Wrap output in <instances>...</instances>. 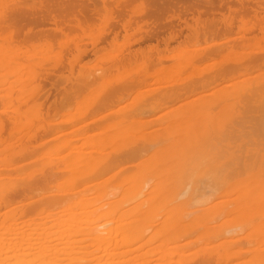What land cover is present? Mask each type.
<instances>
[{"label": "bare ground", "instance_id": "6f19581e", "mask_svg": "<svg viewBox=\"0 0 264 264\" xmlns=\"http://www.w3.org/2000/svg\"><path fill=\"white\" fill-rule=\"evenodd\" d=\"M36 1L37 9L28 14L14 8L12 4H15V1L11 3L12 8H9V13L2 12L0 14V29L7 28L9 36H12L15 30L19 31V27L25 24L26 27L22 31L21 38H26L37 33L46 34L45 30L41 28L32 29L30 24L51 22L54 26L50 30L63 34L64 28L72 26L82 28L83 22L94 17L91 12H88L91 13L90 15L82 12L85 9L96 13L95 5L93 4L94 6L91 8L84 0L79 2L67 0V5L61 0ZM100 1L103 3L105 0ZM237 1L240 6L233 10L239 11L240 30L256 28L264 37V11L261 9V12L257 11L258 8H262L260 4L253 8V6L244 4V1L249 2L250 0ZM222 2L200 0L199 4H195L197 2L168 1L167 6L176 11L177 22L169 21L170 31H168V35L162 37V43L167 44L169 40L179 36L183 27L177 29L176 26L180 25V21L184 24L183 26L189 27L190 36L195 38L194 41H197L199 37L206 40L221 32L222 26H215L213 21L209 26L205 25L202 20V22L200 21L199 14L207 10L213 12L222 5ZM122 4L117 2L114 5L112 3L118 9L123 7H121ZM152 4L147 10L148 14L159 15L158 8L156 9ZM227 8V11L231 10L228 5ZM246 11H252L253 15L249 26H244L247 18H244L245 16L242 14ZM187 12L191 14L193 20L191 25L187 22L186 16H180ZM220 17L224 20V27L230 25L231 16L221 15ZM155 22H152L150 29L138 36L141 41L154 38L156 42L151 44V47L157 45L160 36L161 25L154 24ZM127 23H122L123 30L126 29ZM73 31L75 32V30ZM116 33L117 31L113 30L110 37H115ZM75 35L73 34V36ZM124 35L126 34L124 33ZM243 37V33H240L229 37V39L242 41ZM14 38L12 37V39ZM95 38L97 37L93 38L92 43L97 40ZM223 39L217 42H212L209 39L211 41L209 43L204 41L205 44L198 46L200 48L198 55L203 56L212 52L210 45L224 43L227 40ZM43 40L48 44V39ZM56 40L58 41L59 38ZM65 40L63 41L65 42ZM37 41L39 40L37 39ZM197 45L189 47L197 48ZM189 47L187 48L190 49ZM184 48L186 49V47ZM236 48L238 49V47ZM79 49L77 47L71 57H68L64 62L65 64L61 60L54 61L53 59V62L47 66L39 65L37 69L36 67L32 68V74L28 72L31 79L35 81L22 99L16 97L18 103L28 97L33 100L29 112L23 114L25 117L28 115L26 117L29 122L27 129L18 131L16 128V122L21 115L18 105L14 102L11 108V112L14 113L6 114L5 119L0 118V132L6 129V136L14 138L12 141H7L6 136L0 134V153H5L0 156V213H4V215H0V264H264V74L245 76L247 79L241 76L242 80L239 82L223 83L215 86L212 91H204L197 96L194 95L193 98L190 96L191 100L186 99L187 101L181 106L178 105L180 104L178 102L179 107L176 108L175 105L176 109L174 110L172 108L151 117L144 116L145 111H151L154 107L171 101L180 94L193 92L192 90L197 88H206L207 84L217 82L220 80V76H223L221 75L223 71L248 73L250 70H258L261 65H264V51L260 54L236 57L233 62L231 60V63L219 66L216 70L200 75L198 78H188L186 81L172 79V82L166 83L167 85L163 83L157 86L158 81L155 88L144 93H150L148 96L139 95L131 101L129 106L120 104L115 108L113 114L117 117L116 125L107 133V128L109 129L113 123H106L107 127L101 129L103 136L100 137L102 138L93 141V143L92 140L90 141L91 138L87 139V135V137L81 136L80 133H83L85 125L88 122H94L97 116L93 117L92 114L90 120L82 121L84 112L82 113L78 107L75 110H80L78 111L80 113H75V115L77 114L75 117L73 114L71 116L75 121L80 120L79 124L62 131L56 125L59 119L56 121L54 118L57 116L54 115V110L65 100L73 98L75 92L83 85H87L97 77L100 78L105 71H109L112 67L122 64L125 57L129 59L130 53L121 54L122 56L115 55L109 60V65L102 68L99 73H95L83 68L88 63H83L85 66L73 68V64L79 57L88 53L85 49ZM195 50L198 51V49ZM6 51L3 44L0 43V89L9 91L19 85L18 88L22 90L24 82L16 81L18 79L15 77L17 76L15 74H18L16 72L17 63L14 61L15 56L13 55V58L12 55H9L11 53L8 54ZM155 51L158 53V49ZM59 52L58 50V54ZM48 54L50 55V52ZM143 54H146L148 62L150 53L146 51ZM154 55H156L155 59L150 57L152 62L162 58L156 53ZM187 60L184 59L183 64ZM28 65L30 64L28 63ZM57 67L60 68L53 73V69ZM25 70L27 71V69ZM26 71L21 70L22 73ZM240 72L239 74H241ZM143 75L103 82L104 86L101 92L104 91L105 94L101 97L96 96L90 101V112L92 113L98 106L108 103L107 98L116 91L126 92L136 84L143 82ZM13 76L15 78H12ZM26 76L25 74L24 78ZM3 95L0 93L2 104L12 102L9 92L3 93ZM74 100H78V102L75 101L78 105L81 102L80 98ZM7 110L9 109L7 108ZM7 110L0 108V111L6 112ZM68 110L66 111L68 112ZM69 112L68 114H71ZM52 114L55 121H51ZM60 114H62L61 110ZM67 119H69L68 116ZM64 120L62 119V121ZM152 123L157 124L151 127L149 124ZM62 133L72 135H68L60 144L68 152L66 156L60 153L63 158V165L60 169L68 171V180L64 190L58 191L59 185L57 186V184L60 183H57L58 190L54 191L55 193L53 191V193L50 192L51 194L43 192L46 189L45 186L49 184V180L55 176V170L60 171L57 165L52 166L56 169L53 170L51 167L37 176L31 174L30 177L14 178V180L7 175V172L21 168L29 163V160L31 162V158L27 159L29 155L40 149L49 138L57 137ZM89 134L91 133L88 132ZM243 135L252 137V141L247 142L249 140L245 141L244 137L240 139V136ZM83 136L86 137L84 140L73 142V139L83 138ZM110 142H114V144L112 145ZM106 144L110 145V149L102 150ZM81 145H88L91 149L80 150ZM146 149L150 150V154L145 157L146 159L140 157L137 162L135 161L136 163L134 162L137 169L132 175L121 176L118 181L116 180L117 182L112 183L111 177L115 174H111V172L102 177V182L97 181L106 170H110L123 161L141 156ZM196 155L200 156V159L191 158ZM196 161L200 164L210 163L225 173L232 175L243 173V175L235 181L231 180V183L227 182L229 184L221 188L222 192L219 195L223 197L220 196L221 198L216 199L214 206L200 205L199 208L188 209L183 205L184 203L179 202L182 201L179 198L183 192L176 193L179 200L177 201L173 186L177 175L184 170L186 164L189 163L193 166ZM131 163L133 164V162ZM122 168L124 167L117 169ZM223 178L225 179L227 176ZM45 203L52 207L44 206ZM1 207L5 208L1 211ZM53 207H55L54 210H51ZM23 215L27 217L18 219ZM203 241L210 245L194 250L193 253L189 251L192 254H188V256L187 252L186 256L179 252V248L182 246Z\"/></svg>", "mask_w": 264, "mask_h": 264}, {"label": "rangeland", "instance_id": "374dc122", "mask_svg": "<svg viewBox=\"0 0 264 264\" xmlns=\"http://www.w3.org/2000/svg\"><path fill=\"white\" fill-rule=\"evenodd\" d=\"M14 1L16 3L12 4L13 7L17 8V10L22 12V13L28 14V13L34 12L37 9V6H36L37 1L36 0H34V1L33 0H2V1H0L1 2L0 3L1 4L0 5V10H1L0 14L2 12L4 14L5 13L8 14L10 11L9 8H12L11 3H13ZM30 1L32 2V4H35V5H32ZM79 1L80 0H77V2H79ZM84 1H87V3L89 4V6L91 8L95 5V8H96L95 12L96 13L94 14V11H89L87 9H85L86 12H85V10L82 11L88 15H90L91 13L94 15V17L90 18V20L88 19L86 21L87 23L83 22L82 25L84 27L82 26V28H78V27L76 28V26L75 27L72 26L71 27L72 30H71V28H64V33L60 34V33L52 32L50 30L54 26L53 23H51V22H46L44 24H33L32 23V24H30V25H32L31 26L32 29L37 30V29L41 28L42 30H45L44 33H46V34L37 33L35 35L29 36L26 38H21L22 31L26 27L25 24L23 26L19 27V31H18V29L15 30L13 33L14 35L12 34V36H9V31L7 32V30H8L7 28H5V29L1 28L0 29V36H2V37H0V43L3 44V46L7 50L6 53H8V54L11 53L9 55L15 56V58H14V56H13V58H14V61H16V63H17V64L15 63V64H16V72H18V74L17 73L15 74L17 76L14 75L18 79L16 81H23L24 82V83H22V84H24L22 87V90H20L18 88L19 85L13 87L12 90H9V91H7V90L4 91V89H0V93H2V95H3V93L9 92L10 93L9 97L12 100V102L8 103V104H2L0 101V108H5L6 110H7V108L9 109L6 112H4L5 110L0 111V118L6 117V114L14 113V112H11V108L14 105L13 102L15 104H17L18 105V111L20 112V115H21L20 119H18V121L16 122V128L18 131L23 130V129L25 130L28 128L27 126H29V122L27 121L28 119L26 118V117H28V115L25 117L23 114H25V113L27 114L29 112L28 110L30 109V104H32L33 100H32V98L28 97L29 99L27 98L26 100L18 103L16 97L19 99H22L23 95L25 93L29 92L30 89H28V88L29 87L31 88V86L33 85L35 80L33 81V79H31V75H30V74H32V71H33L32 68L34 69L36 67V69H37V67H39V65L47 66V65H49V63L53 62L52 61L53 59H54V61L61 60L64 63L68 57H71V54H73V52H75L77 47H78V49L80 47L79 50L85 49L88 53L84 56H80L79 59L73 64V68L75 69V68H78L80 66H85L84 64L88 63L83 68L84 69L87 68L90 71H93L95 73H99L102 68L109 65L110 64L109 60L112 59L115 55L120 56L121 54L125 55V54L130 53L129 59H127V57H125L122 64H118L116 67H112L109 71H105V73L100 78L97 77V78H95V80L93 79L92 81H90L87 85H83V87H81L80 89H78V91L75 92V96L73 98H71V99L69 98V99L65 100L62 104H60L56 107V109L54 110L55 114L54 113L53 114L57 115V116H54L52 114V116L50 117L51 121L52 120L55 121V119L57 121L59 119L58 122L56 123V125H58L57 126L58 129L64 131V130H68L69 128L75 127L76 124H79L80 120L75 121L74 117L78 113H80V112H78L80 110H82V113L84 112V115L81 119L82 121L90 120L92 114L94 115L93 117L97 116V119H95L94 122H88L87 125H85L84 130H82L83 133H80L81 136L87 135L88 136V137L86 136L87 139L91 138L90 141L92 140V142L98 141L102 138V137H100V136H103V135H101V133H103V132H101V129L107 127L108 123H113V124L109 129L107 128V130H108L107 133H109L111 128H113L116 125L117 117L115 114H113V111L115 112V110H114L115 108H117L120 104H125V105L129 106L131 101L135 97H138L139 95L145 96V97L148 96L150 93L149 94H144V93H147L151 89L155 88L158 81H159V83L157 84V86L159 84H163V83L168 84V82H172V79L173 80L176 79L178 81H180V80L186 81L188 78H190V79L191 78H198L200 75H205V73H209L211 71L216 70V68L219 66L225 65L227 63H231V60L233 62V59L236 57H239L242 55H247V54H253V55L254 54H260L264 51V37L258 30H256V28H252V29H249L246 31L240 30V21H239L240 15L238 14L239 11L233 10L234 8L237 9V7L240 6L237 0H212L214 3H218L220 1H223V2H222V5L220 7H218L217 9L214 10L215 12L213 11L214 13L207 10V11L201 12V14H199L200 21L202 20L205 25L209 26L211 21H213L215 23V26L216 25L222 26L223 30L221 32L213 35L211 38H207L206 40H202V38L199 37V38H197V41H194L195 38L190 36L191 30L189 29V27H187L186 25L183 26L184 24L182 23V21H180L179 22L180 25L176 26L177 29H178V27L179 28L181 26L183 27L181 29V32H179V36L173 40H169L167 42V44L162 43V37L168 35V31H170L168 28V23H169V21L173 22V23L177 22V20L175 18L176 11L173 10L172 8H170L169 6H167L168 1H171V0H115V1L114 0H105L103 3L100 0H84ZM181 1H187V2H191V3L197 2L195 4H199V2H200V0H194V2H193V0H181ZM251 1H253V2H251ZM61 2H63L65 5H67V0H61ZM75 2H76V0H75ZM117 2L123 3L121 5V7L123 6L121 9H118L117 7L114 6L115 3H117ZM132 2H134V3L132 4ZM244 2H245L244 3L245 5L253 6V8L256 6L258 7L260 4V7H262V8H258L259 10H257V11L261 12L260 9L264 11V0H255V1L250 0L249 2L248 1H244ZM112 3L114 5H112ZM152 3L154 4V7H156V9L158 8L157 11H158L159 15H149L148 14L147 10L149 9V7L151 6ZM225 5H226V7H225ZM227 5H228V7H230L231 10L227 11L228 10ZM3 7L4 8L6 7V8L4 9ZM1 8L3 9V11ZM102 9H103V11H100ZM88 12H91V13H88ZM222 12L225 13L224 14L225 16H228V15L231 16V23L229 26H226V27L223 26L224 20H222V18L220 17L221 15L224 16L223 14H221ZM246 12H244L242 14V16H245L244 18H247V21H245L246 23L244 24V26H249L251 24L250 20H253V15H252V11H248L247 13ZM103 13H105V14H103ZM193 13L195 14V12H193ZM216 14H218L219 16ZM180 16L181 17L186 16V19H187V22H189V25H191L193 23V20L191 19V14L189 12H187V14H185V15L180 14ZM204 16H208V17H204ZM210 16L213 17V19H211ZM214 18H216V19L214 20ZM220 18H221V20H220ZM115 19H117V22H115ZM153 21H156L154 24L158 23L161 25L160 31H159L160 36L158 38V42L156 45L157 47L156 46L151 47V44H154L156 42L154 38L145 39L142 41L138 38V36H140V34L144 33L145 30L150 29ZM157 21H159V22H157ZM92 22H95V23H92ZM126 22H128L126 24L127 30L126 29L123 30L122 29L123 28L122 23H126ZM86 24L87 25L90 24L89 25L90 28H88L89 26L87 27ZM46 28L48 29L47 31H46ZM73 30H75V32ZM82 30H83V32H81ZM113 30H116L117 33H116L115 37L111 38L110 36H111V32ZM84 31H85V33H84ZM87 32H89V33H87ZM93 33H96V34H93ZM124 33L126 35H124ZM240 33H243V35H244L242 41H239V40L234 41V39H229V37H231V36L233 37V36L240 34ZM73 34L74 35L76 34V35L73 36ZM88 34H90V35H88ZM122 35H123V37H122ZM93 36L97 37V38H95L97 40L96 41L94 40V43H92L93 38H94ZM223 36H225V37H223ZM12 37L13 38L15 37V38L12 39ZM42 37H44L43 39H46V40L48 39V41H47L48 44H46V41L41 39ZM48 37H50V38H48ZM86 37H88V38H86ZM7 38L9 41L6 40ZM55 38L56 39L59 38V40L57 41ZM65 38H66L67 42H66ZM98 38H99V40H98ZM223 38L227 39L224 43L210 45V49L212 52H210L206 55H203V56L198 55L199 49H200V48H198V46L203 45L205 43H209L211 41L217 42L220 39L224 40ZM10 39H12V40H10ZM37 39L39 41H37ZM63 40H65V42ZM5 41H8V42H5ZM11 41H13V42H11ZM30 41H32V42H30ZM50 41H51V43H50ZM204 41H205V43H203ZM17 42L20 46L17 44ZM77 42H79V43L77 44ZM258 42H259V44H258ZM260 42H262V43H260ZM9 44L11 47L9 46ZM34 44H35V46H34ZM61 45H63V46H61ZM195 45H197V48L189 47V46H195ZM223 45H224V47H223ZM164 46H166V47H164ZM180 46H182V47H180ZM211 46H212V48H211ZM16 47H18V48H16ZM23 47L26 48L27 50H25ZM155 47H156V49H154ZM184 47H186V49ZM187 47H189L190 49H188ZM236 47H238V49ZM92 49H94L93 52H92ZM157 49H158V53H157V51H155ZM195 49H198V51ZM221 49L224 51H222ZM58 50L60 51L59 52L60 55L58 54ZM14 51H15V54H14ZM146 51L148 53H150L148 62H147L146 54H143ZM175 51H176V53H175ZM185 51H187V52H185ZM242 51H247V52H242ZM49 52H50V55L48 54ZM154 53H156L159 57L161 55L162 58H160V60L152 62L150 57L152 59H155L156 55H154ZM187 53H189V54H187ZM23 54H25V55L23 56ZM190 54H194V55H190ZM45 55H46V57H45ZM57 55H59V56H57ZM187 55H190V56L186 57ZM37 56H38V58H37ZM60 56L62 59L60 58ZM17 57H18V59H16ZM51 57H53V58H51ZM189 57H191V58L189 60H187ZM45 58H46V60H45ZM47 58H51V59H47ZM184 59H186L188 62L185 61V63L183 64ZM217 59H219V60H217ZM18 60H21L23 62L18 61ZM208 62H210V63H208ZM28 63L30 65H28ZM90 64H91V66H89ZM24 65H25V67H24ZM199 65H200V67H199ZM28 67H29V69H28ZM261 67H262V69H261ZM263 67H264V65H261L258 70H250V72L248 71V73H242L240 71H238V72H236V71L230 72L229 71V73L231 75L227 71H223L221 73V75H223V76H220L221 77L220 80H218L217 82H214L215 85H213L214 83L212 82V83L207 84L205 86L206 88H204V87L203 88H197L196 89L197 92H196V90L193 89L192 90L193 92H186L185 94H180L178 97L174 98L173 100L166 101V103H162V104L154 107V109H152L151 111L150 110L145 111L144 113H146V114L144 116L145 117L146 116L151 117V116L158 114L164 110L168 111L169 109H172V108L174 110V109L178 108L179 106H181L182 104H184L187 101L186 99L189 98L188 101L191 100L190 96H191V98H193V97H195L194 95L197 96L199 93H203L204 91H207V90L212 91V89H215V86L217 87L218 85H222L223 83L224 84L228 83V82L231 83L234 81L239 82V80L240 81L242 80V77L247 79V77H251V76H255V75H257V76L263 75L264 73L261 74V72H264ZM19 68L21 70L24 69V71H26L25 69H27V71L22 73L21 70L19 71ZM59 68L60 67L53 69V71H54L53 73H55ZM28 72H30V74ZM239 72L241 74H239ZM53 73L51 74V76L53 75ZM25 74L27 75L25 77L26 80L24 78ZM142 75L144 77L143 82L136 84L135 86L131 87V89H129L126 92H123L121 90L116 91L115 93H113L111 96H109L107 98V101L109 100L108 103H105L104 105L98 106L96 109H94V111L92 113L90 112V108H89L91 105L90 101L93 98H95L96 96L101 97L102 95L105 94L104 91L101 92V89L104 86L103 82H106V81L112 82V81H116L115 79L126 78V77H132V78L141 77ZM14 76L12 78H15ZM20 76L23 77L24 79L21 78ZM230 76H232V77L230 78ZM245 76H247V77H245ZM27 77H29V78H27ZM156 78H158V79H156ZM226 78L228 81L226 80ZM7 79H10V78L7 77ZM232 79H233V81H232ZM93 82L94 83L96 82V84H94ZM152 85H155V86H152ZM18 89H19V91H18ZM189 93H191V94H189ZM78 98H80V101H81V102H79L80 103L79 105H78V103H76V102H78V100H74V99H78ZM179 98H181V99H179ZM178 102L180 104H178ZM78 107H80V110H78V109L75 110ZM60 108H62V109H60ZM60 110L62 111V114H60ZM66 110H68V112L71 110L69 112L71 114H68V112ZM63 111L67 112V113H64ZM75 113H77V114L75 115ZM105 113L108 115L105 116L104 115ZM72 114L74 117L71 116ZM53 116L55 119H53ZM67 116L69 119H67ZM60 118H61V120H60ZM62 119L63 120L67 119V120L62 121ZM72 122H74L75 124L73 123V125H72ZM76 122H78V123H76ZM154 124H157V123H152L149 125H151V127H152ZM88 132L91 134L88 135ZM0 134H1V136H6L7 135L6 129H4V131H1ZM68 135H70V134L62 133L61 135H58L59 137L57 136V137L49 138L50 140L48 139V141L43 143V145H42V147H40V149H37L34 153L29 155L28 156L29 158L27 157V159L31 158V162L29 160V163L23 165L21 168L7 172V175L11 176L13 179L14 178L17 179V178H22V177H26V176L30 177L31 174L33 176H37L42 172H46L49 168H51L54 165H57L58 168L60 169L61 166L63 165L62 155L66 156V154L68 153L67 149L60 146V144H61L62 140L66 139L68 137ZM70 136H72V135H70ZM113 136L116 137L115 134H113ZM86 137L83 136V138L73 139L74 141L73 140L72 141L74 143H77V142H80L81 140H84V138H86ZM242 137H244L243 138L244 140L246 139L245 141L249 140L247 142L252 141V137H250V136L243 135V136H240V139ZM6 138H7V141H12L14 139L12 137L9 138L7 136H6ZM56 139H57V141H55ZM227 139H228V137L226 138V140ZM56 143H58V144H56ZM110 143H112V145L114 144V142H110ZM84 146H87V147H84ZM84 146L81 145L79 149L80 150H87L88 148L91 149L88 145H84ZM107 149H110L109 144H106L102 150H107ZM50 153H52V154H50ZM60 153L62 155H60ZM3 154H5V153H2V154L0 153V156H2ZM149 154H150V150L146 149L145 152L143 151L141 156L133 157V158H131L132 160L123 161L121 164L113 166L110 170H108V171L106 170V172L101 174L100 175L101 178H98L97 181L102 182L103 181L102 177L106 176L107 174H109L111 172H112L111 174H115L114 176L111 177L112 183L117 182L121 178V176L132 175L135 172V170L137 169V166L134 164L138 161V159L140 157H141V159H146L145 157ZM53 155H54V157H53ZM39 156H41V157H39ZM58 156H59V158L55 159V157H58ZM191 158L192 159H200V156L196 155V156L191 157ZM53 160H56V161L54 162ZM131 162H133V164ZM43 164H45V166H42ZM121 167H124V168L117 169V168H121ZM52 169L54 170L56 168L52 167ZM115 169H117V170H115ZM61 170L62 169H60V171ZM60 171L55 170V176L51 180H49V184L47 186H45L46 189L44 188L45 191H43V192H46V193L49 192L48 194H51L50 192H52V191L54 192L58 189H59L58 191H61V190H64L66 188V184H67V180H68V177H67L68 171L62 170L61 171L62 173ZM242 175H243V173L241 175H240V173L232 175L229 173L222 172L219 168L215 167L214 165H212L210 163L209 164L208 163L200 164L198 161H196V164H194L193 166H192V164L187 163L184 170L182 172H180L175 179V182H174L175 184L173 186V192H174L175 196L177 194H179L180 192L181 193L183 192L182 196L179 198L182 201H179L177 196H176V198H177V201L184 203L183 205H185V207L188 209H193L195 207L199 208V207L205 206V205L210 207V206L215 205V202L217 201L216 199L223 197L222 195H219L220 192H222L221 188H223V186H226L227 184L231 183L232 181L237 180V178L242 176ZM224 176H227V178L224 179L223 178ZM55 179H56V181H55ZM57 181H59V182H57ZM227 182H229V183H227ZM57 183H60V184H57ZM56 184H57V186L59 185L58 189L56 187ZM41 186H43V185H41ZM46 190H48V191H46ZM47 204L48 203H45L44 206H46ZM54 204H53V206H54ZM47 206L52 207L50 205H47ZM1 208H2L1 209V211H2L5 207H1ZM54 208L55 207L51 208V210H54ZM31 214H32V211L30 212V215ZM0 215H4V213H2V214L0 213ZM26 217H27L26 215L25 216L23 215L21 218H18V219H24ZM207 245H210V243L206 244L204 241L203 242H195V244H189L187 246H182L181 248H179V252L181 254L183 253V256H184V254L186 256V252H187V256H188V254H190V252L193 253L194 250H197L200 248H206Z\"/></svg>", "mask_w": 264, "mask_h": 264}]
</instances>
